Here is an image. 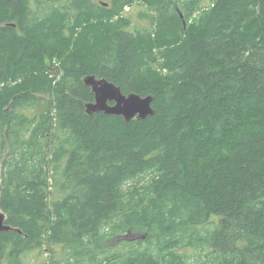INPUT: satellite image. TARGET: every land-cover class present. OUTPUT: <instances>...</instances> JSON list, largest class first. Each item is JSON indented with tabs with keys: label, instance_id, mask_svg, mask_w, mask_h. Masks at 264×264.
I'll return each instance as SVG.
<instances>
[{
	"label": "trees",
	"instance_id": "1",
	"mask_svg": "<svg viewBox=\"0 0 264 264\" xmlns=\"http://www.w3.org/2000/svg\"><path fill=\"white\" fill-rule=\"evenodd\" d=\"M35 3L0 0V264H264V0ZM89 75L154 113L89 114Z\"/></svg>",
	"mask_w": 264,
	"mask_h": 264
},
{
	"label": "water",
	"instance_id": "2",
	"mask_svg": "<svg viewBox=\"0 0 264 264\" xmlns=\"http://www.w3.org/2000/svg\"><path fill=\"white\" fill-rule=\"evenodd\" d=\"M84 83L94 92V101L86 104L89 114L104 112L106 114L121 115L129 121L133 118L142 119L154 113L151 106L153 97H141L136 93L125 95L119 86L106 78L89 75L84 78ZM5 224V214L0 212V231L8 230Z\"/></svg>",
	"mask_w": 264,
	"mask_h": 264
},
{
	"label": "rangeland",
	"instance_id": "3",
	"mask_svg": "<svg viewBox=\"0 0 264 264\" xmlns=\"http://www.w3.org/2000/svg\"><path fill=\"white\" fill-rule=\"evenodd\" d=\"M95 1H104L107 2L108 0H95ZM203 1V0H202ZM32 7L36 9L35 0H31ZM127 11V16L131 19L130 30L135 31L137 29L143 30L145 28L150 27V20L143 17L141 14L147 11V8L142 5H136L130 10ZM3 159V157H2ZM1 161L0 160V168H1ZM0 212L2 210L0 209ZM144 239V234L140 232H128L124 233L122 236L112 237L108 240V249L109 252H118L128 253L130 249H135L141 247L138 243L139 240ZM126 242H129L126 243ZM48 246V243L44 245V248ZM53 249V255L51 252L44 251H34L31 254H28L27 257L24 258L26 263L28 264H67L68 260H70L69 250L65 249L64 246L61 244H51L49 245ZM187 255V264H199V260L197 259L198 251L195 249L187 248L184 250Z\"/></svg>",
	"mask_w": 264,
	"mask_h": 264
},
{
	"label": "bare ground",
	"instance_id": "4",
	"mask_svg": "<svg viewBox=\"0 0 264 264\" xmlns=\"http://www.w3.org/2000/svg\"><path fill=\"white\" fill-rule=\"evenodd\" d=\"M215 141V140H214ZM217 142V141H216ZM216 146V145H215ZM214 153V152H213ZM180 199V198H179ZM178 207V206H177ZM170 210H171V208H170ZM167 250V249H166Z\"/></svg>",
	"mask_w": 264,
	"mask_h": 264
}]
</instances>
